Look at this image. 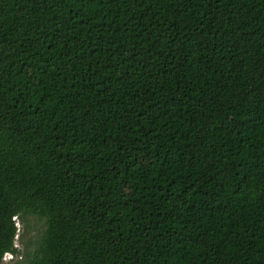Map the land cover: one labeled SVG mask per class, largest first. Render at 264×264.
Masks as SVG:
<instances>
[{"label":"trees","instance_id":"trees-1","mask_svg":"<svg viewBox=\"0 0 264 264\" xmlns=\"http://www.w3.org/2000/svg\"><path fill=\"white\" fill-rule=\"evenodd\" d=\"M264 264V0H0V264Z\"/></svg>","mask_w":264,"mask_h":264},{"label":"rangeland","instance_id":"rangeland-1","mask_svg":"<svg viewBox=\"0 0 264 264\" xmlns=\"http://www.w3.org/2000/svg\"><path fill=\"white\" fill-rule=\"evenodd\" d=\"M16 223L18 227L15 240L16 254L5 256L2 264H28L45 228L44 223L34 216H26L22 221L16 220Z\"/></svg>","mask_w":264,"mask_h":264}]
</instances>
